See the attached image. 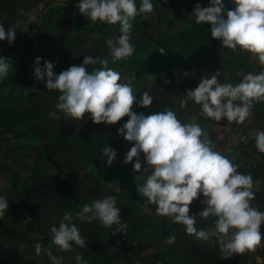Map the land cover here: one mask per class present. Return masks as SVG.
<instances>
[{
	"label": "rangeland",
	"instance_id": "1",
	"mask_svg": "<svg viewBox=\"0 0 264 264\" xmlns=\"http://www.w3.org/2000/svg\"><path fill=\"white\" fill-rule=\"evenodd\" d=\"M78 3L79 0H0V23L6 30L15 28L17 31L11 44L7 40L0 41V56L9 63L7 76L0 80V105L8 110L25 105L45 118L36 126L37 137L29 133L10 138L0 136V196L9 204L4 216L0 217V264H52L46 254L49 248L53 256L62 258V264H77L76 256H82L89 248L96 249L110 264H163L164 259L178 264L180 254L189 261L187 264H195L194 256L198 263L225 257L219 237L197 239L187 234L182 224H174L169 218L157 215L156 205H150L146 197L142 205L129 204L121 194L98 188L93 180L80 175V171L97 169L115 172L123 165L126 181L140 185L151 174V168L144 169L143 153L139 157L140 172L133 170L135 158L123 163L133 145L122 135L118 136L117 129L128 120L127 116L101 130L91 128L90 114L86 113L84 120L65 116L56 108L60 93L47 90L45 82L37 81L34 76L37 57L43 58L40 66L44 60L55 62L53 71L56 74L72 65H81L85 55L112 59L106 41L120 35L119 24L91 22L79 13ZM136 3L139 7L140 0ZM152 3L151 13L140 14L133 21L130 42L135 52L145 46H155V50L134 60L141 66L139 71L115 67L113 62L108 67L119 72L123 82L132 85L137 99L145 91L153 96L149 108L137 107L134 103L132 111L147 116L171 109L182 122L199 123L215 148L239 165V172L252 176L255 199L251 204L264 211V153L258 152L254 138H249L247 143L241 142V137H249L253 130H264L263 114L253 106L246 121L237 124L226 118L212 121L202 115L200 106L192 101L187 107H180L184 94L194 90L201 78L216 75L220 83L237 84L247 73L264 71V65L246 51L223 47L220 40L211 36L209 23H195V18L191 17L194 6L199 3L207 7L208 0H152ZM224 3L228 10L233 7L228 0ZM165 43H189L198 46L203 54L185 66L178 63L175 78L168 79L162 69L167 52L165 49L164 54L159 51ZM90 66H86L87 69ZM73 133L87 139L83 143H72ZM38 146H48L64 168L74 171L73 177L58 175ZM105 146L117 152L110 166L106 164L107 157L102 156ZM109 195L117 199L122 221L139 222L156 231L161 245L137 242L130 233L115 231L116 225L108 227L106 232L105 226L97 220L82 222L75 215L73 223L86 240V246L80 248L73 244L70 251H62L53 244L51 228L59 226L66 211L75 213L84 204ZM203 199L201 195L189 205V214H197V228L212 230L215 217L207 220L198 217L204 207ZM171 235L176 239L170 245L167 237ZM37 244L41 245L39 254L36 253ZM159 248L164 252L162 257H159ZM263 252L260 243L254 250L229 258L236 257L240 264H264Z\"/></svg>",
	"mask_w": 264,
	"mask_h": 264
},
{
	"label": "clouds",
	"instance_id": "2",
	"mask_svg": "<svg viewBox=\"0 0 264 264\" xmlns=\"http://www.w3.org/2000/svg\"><path fill=\"white\" fill-rule=\"evenodd\" d=\"M233 7L226 9L224 0H208L209 6L197 3L191 17L195 23L211 25V36L222 42V46L233 51L237 49L250 53L264 65V0H228ZM84 17L91 22L119 24L120 35L106 41L113 63L132 56L136 49L130 42L133 21L140 14L153 11L152 0H79L76 5ZM147 19V15L144 16ZM15 28L5 29L0 23V41L11 44L15 40ZM164 54V48H159ZM37 57L34 61V76L44 81L47 90L59 92L56 108L67 117L84 120L90 114L93 123L115 124L123 117L128 120L117 129V135L132 143L123 163L132 162L135 172L141 171L140 154H144L151 174L146 177L137 191L146 197L150 205H156L157 215L169 218L174 224H182L189 235L208 240L219 237L225 259L233 254L254 250L264 233V211L253 207L255 199L254 182L250 174L238 171L239 165L215 148L208 133L199 123H184L175 111L166 109L145 115L132 111L137 107L149 108L153 96L142 92L137 99L130 83H125L119 72L108 67L109 61L99 56L85 55L82 64L72 65L59 74L54 73L55 62ZM101 67L88 71V65ZM9 63L0 56V80L7 76ZM167 82V81H166ZM189 101L200 106V113L212 121L225 119L243 124L252 114L254 102L264 101V71L247 73L237 84L220 83L216 75L201 78L194 90H188L180 101V107H187ZM254 138L259 153H264V130H253L249 137H241L247 143ZM102 156L106 164L116 159L115 149L105 146ZM146 168V169H147ZM203 210L198 217L207 220L215 217L214 229L197 228V214L190 215L189 205L199 196ZM9 208L8 200L0 196V217ZM73 215L82 222L99 220L106 227L116 225L115 231L123 232L127 222L122 221L120 208L114 196L96 199L84 204L75 213L66 211L59 226L51 228L52 242L62 251H70L73 244L84 248L86 240L73 223ZM175 236L167 237L168 244L175 243ZM41 245H36V253ZM52 264H62V258L46 250ZM77 264H87L76 256Z\"/></svg>",
	"mask_w": 264,
	"mask_h": 264
},
{
	"label": "trees",
	"instance_id": "3",
	"mask_svg": "<svg viewBox=\"0 0 264 264\" xmlns=\"http://www.w3.org/2000/svg\"><path fill=\"white\" fill-rule=\"evenodd\" d=\"M162 46H164V49L167 52L162 69L164 70V76L168 79L175 78V66L178 63H181L183 66H185L190 61L203 54L199 51L198 46L190 45L189 43H165ZM155 48V46H145L127 59L116 61L113 66H117L118 68H127L132 71H139L141 66H139V62L135 63L134 60H140V58L147 51L150 52L152 50H155ZM107 60L109 61V63L113 62L112 59ZM99 67H101L100 64L91 65L88 68V71H93L94 68ZM253 106L264 116V101L254 102ZM43 121H45V118L25 105H21L12 110H8L6 107L0 105V136L4 138H10L11 135L21 136L24 133H29L37 137L36 126L37 124H41ZM91 125V128L95 127L98 130L103 129L106 126H110L103 122L95 124L90 119V126ZM71 139L72 143H83L87 138H81L77 134L73 133L71 134ZM38 148L42 151L47 163H49L54 168L58 175L73 177L74 171L64 168L61 161L56 157V155L48 146H38ZM142 164L144 166V169H146L147 164L145 160L142 162ZM116 170L117 171L115 172L111 170H104L102 172L98 169L93 170V172H91L90 170H86L80 171V175L93 180L98 188L111 189L113 193L121 194L129 204L142 205L144 197L140 196L137 191V187L139 185H135L133 181H126L124 176H126L127 174L126 172H124L125 169L123 165H121L119 169ZM147 170L148 168L146 169V171ZM97 222H99L101 225V222L99 220H97ZM104 229L107 232L108 227L105 226ZM123 232L130 233L137 242H149L156 245H161L159 243V240H157L158 234L156 233V231L144 225H141V223L139 222H136L135 224L132 222L130 224H127V228ZM143 235H146L145 238H143ZM93 238L95 237L93 236ZM166 253L169 252L166 251ZM162 256H164V252L159 248V257ZM81 257L87 262V264H110V261L108 259L102 256L96 249L92 248L87 249ZM192 258L193 261H196L195 264H240L239 259H237L236 257L225 259L224 256H220L202 263L197 262L196 256ZM177 260L179 261L178 264H187V262H189L184 259L183 254H180ZM163 261V264H171V262L167 261V259H164Z\"/></svg>",
	"mask_w": 264,
	"mask_h": 264
},
{
	"label": "built area",
	"instance_id": "4",
	"mask_svg": "<svg viewBox=\"0 0 264 264\" xmlns=\"http://www.w3.org/2000/svg\"><path fill=\"white\" fill-rule=\"evenodd\" d=\"M261 231H262V233H264V225H262ZM262 243H263V247H264V240H262Z\"/></svg>",
	"mask_w": 264,
	"mask_h": 264
},
{
	"label": "crops",
	"instance_id": "5",
	"mask_svg": "<svg viewBox=\"0 0 264 264\" xmlns=\"http://www.w3.org/2000/svg\"><path fill=\"white\" fill-rule=\"evenodd\" d=\"M261 244H262V247H263V243H262V241H261ZM262 255H263V262H264V252H263ZM262 255H261V256H262Z\"/></svg>",
	"mask_w": 264,
	"mask_h": 264
}]
</instances>
